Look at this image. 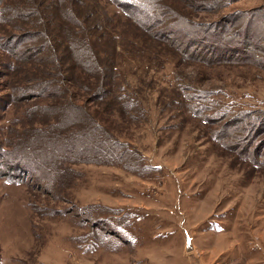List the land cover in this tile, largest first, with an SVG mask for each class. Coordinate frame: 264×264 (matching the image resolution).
Masks as SVG:
<instances>
[{"label":"rangeland","instance_id":"1","mask_svg":"<svg viewBox=\"0 0 264 264\" xmlns=\"http://www.w3.org/2000/svg\"><path fill=\"white\" fill-rule=\"evenodd\" d=\"M99 1L118 34L111 108L74 97L66 73L33 48L28 16L0 11V264H264V64L254 53L212 60L246 23L264 45V9L247 12L264 0H159L170 13L152 28L134 23L125 0ZM231 13L237 21L225 23ZM253 40L242 46L254 51ZM69 101L98 114L108 133L97 137L118 140L127 157L100 147L93 157L109 163L89 154L53 188L58 175L37 180L42 168L9 170L21 147L40 153L39 131L60 133L53 111Z\"/></svg>","mask_w":264,"mask_h":264},{"label":"trees","instance_id":"2","mask_svg":"<svg viewBox=\"0 0 264 264\" xmlns=\"http://www.w3.org/2000/svg\"><path fill=\"white\" fill-rule=\"evenodd\" d=\"M114 1L120 4L117 0ZM232 1L235 0H225L224 3L227 4ZM2 2L3 0H0V3ZM14 2L21 3L23 6L28 4L29 12L26 13L23 8L18 10L15 7L16 5L12 6ZM99 2V0H9L7 4L5 3L0 7V11L13 13L15 16L20 13L28 16V21L33 26L28 30V33L31 36L34 35V38H38V43L33 48L48 53L47 55L51 58L49 61L54 64L53 69L57 67V69L66 73L62 75L61 79L64 83L70 82L77 87L78 92L74 97H81L84 93L92 94L94 101H102L111 108L114 101H104L108 98L113 99L111 95H115L116 92V37H118V34L114 37L115 32L107 24L109 18L107 16L103 17V13L106 15V10L98 11L96 9L95 3ZM126 3H129V6L132 5V9L136 8V11H133L136 13L130 12L128 15L140 28H152L156 25V22L160 21L158 14H161V12L170 13L169 9L164 8L162 3H159V0L157 2L155 0H125L120 4V7L125 9L124 5ZM261 9H264V3L249 9L247 12L248 14H256L260 13L259 10ZM29 16L37 19H30ZM225 17V23L230 24L238 19L235 17V13L227 14ZM2 18L7 19L8 17L2 16ZM220 23L223 24V27V21ZM248 24L250 25V23H246L244 28L239 29L238 34L241 39H234V42H237L236 47L225 46V44L230 45L232 38L227 39L225 37L221 39L222 43L220 44L223 47L222 49L218 48L219 51L214 50L212 60L222 58L242 59L254 53L256 55H253V60H250L255 65L263 66L264 45L259 44V41H257L259 40L258 37L263 36V34L256 33L253 27L251 28ZM167 27L170 33L175 32V29L170 25ZM103 36H106V39L102 40L101 37ZM250 38L255 39L253 40L254 51L249 49V46H242V43ZM196 52L198 53V50ZM56 60L58 61L57 66ZM65 88H68L67 85ZM123 99L125 106L129 109L138 106L130 100L131 98L124 96ZM53 112L56 114V127L60 133L51 134L52 136L49 137V133H40L39 131V134H35L33 143L38 142L37 145L41 146L40 153L33 151L35 146L31 143L21 147L20 151L24 152L26 156L15 154L13 158L12 156L9 157V170L23 174L31 172L33 175L35 172L37 173L39 168H42L46 172V177L39 179L37 176V180L45 181L44 179H46L53 182L51 178L58 175L55 178L56 182L52 184L53 188L55 184H57L56 186L59 185V181L64 182L65 179H71L72 177L74 179L77 175L76 171L70 168L68 164L87 161L86 157L89 154H92L93 161L109 163V160H100L99 156L96 159L93 157V155H97L95 153L100 150V147L107 149L114 156L127 157V151L130 150L126 148L124 150L123 145L118 140L106 138L101 140L100 136L97 137V133L107 134L108 129L98 123V114L91 113L85 103L77 104L69 101L63 108H56ZM192 112L196 116L200 114L197 113V115L194 110ZM141 114L143 115L142 112ZM262 131L257 136L263 135L264 132ZM256 139L258 142L259 138ZM260 139L262 140V138ZM89 150L93 152H88ZM28 158L34 159V163L30 161L27 163Z\"/></svg>","mask_w":264,"mask_h":264},{"label":"crops","instance_id":"3","mask_svg":"<svg viewBox=\"0 0 264 264\" xmlns=\"http://www.w3.org/2000/svg\"><path fill=\"white\" fill-rule=\"evenodd\" d=\"M219 256L220 255L216 256V258H218ZM227 263H229V262H227ZM235 264H259V262H251V260L248 259V261L245 260V262H235Z\"/></svg>","mask_w":264,"mask_h":264}]
</instances>
